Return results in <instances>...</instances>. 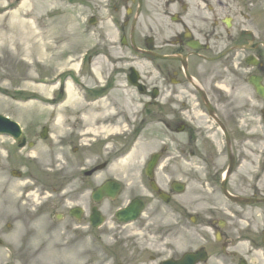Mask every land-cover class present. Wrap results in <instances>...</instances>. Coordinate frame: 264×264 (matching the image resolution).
Returning a JSON list of instances; mask_svg holds the SVG:
<instances>
[{
    "label": "flooded vegetation",
    "instance_id": "flooded-vegetation-1",
    "mask_svg": "<svg viewBox=\"0 0 264 264\" xmlns=\"http://www.w3.org/2000/svg\"><path fill=\"white\" fill-rule=\"evenodd\" d=\"M250 5L244 0H89L87 5L100 46L81 59V71L85 65L103 72L96 78L85 73L82 80L94 81L82 91L90 103L110 106L111 98L130 97L121 87H131L133 69L139 73L147 91L142 95L131 87L134 102L143 101V119L130 136L156 126L162 144L156 182L168 197L176 242L187 241L174 261L192 253L194 264H264V0ZM116 112L123 127L131 125L122 109ZM102 154L105 171L125 156L126 144ZM149 159L142 164L148 194L128 199L139 198L145 211L150 199L164 204L149 193ZM160 166L172 179L161 182ZM161 209L155 206L148 215ZM101 255L105 263L162 264L159 256L138 249L104 246Z\"/></svg>",
    "mask_w": 264,
    "mask_h": 264
},
{
    "label": "rangeland",
    "instance_id": "rangeland-1",
    "mask_svg": "<svg viewBox=\"0 0 264 264\" xmlns=\"http://www.w3.org/2000/svg\"><path fill=\"white\" fill-rule=\"evenodd\" d=\"M28 12L31 14L24 18ZM91 13L87 0H0V114L19 123L27 140L35 144L33 149L19 150L14 141L0 136V223L6 231L3 237L9 247L18 246L21 240L28 242L31 264H62V261L96 264L92 260L99 256L95 257L97 252L93 251L89 233H109L110 243L120 245L117 248L157 250L162 258L173 255L174 250L177 254L187 244L186 237L176 242L178 237L173 235L171 215L165 210L152 218L143 217L125 229L110 224L111 229L92 232L86 221L78 223L67 216L74 206L84 208L86 213L89 211L90 184L62 175L65 159L71 166L75 165V157L69 150H62V144L68 141L75 146L78 129H88L93 124L96 129L93 131L100 136L119 132L121 126L101 127V122L107 119L104 116L117 115L116 111L122 109L133 120L139 110L127 97L124 101L111 98L110 106L106 103L90 106L84 93L68 83L66 95L57 98L64 85L60 74L75 70L81 53L100 40L94 34L96 28H85ZM31 33L33 42L24 44L26 35ZM48 35L50 39L43 41ZM100 66L105 71L109 68L101 64V60ZM28 96H36L38 100L28 101ZM70 97L75 100L72 104ZM53 98L55 101L51 102ZM45 126L49 138L42 141L39 134ZM154 133L156 128L149 126L142 134L134 150L138 157L158 149ZM90 140L91 136L87 135L84 141ZM135 161L130 158L127 166L115 167L117 177L127 184L126 195L137 191L134 186L140 173L139 165H132ZM13 170L23 172L25 180L11 177ZM65 178L66 182L62 181ZM29 186L37 187L38 191L27 192ZM44 187L47 189L43 193ZM121 199L123 201L124 196ZM155 205L157 203H151ZM119 206L118 203L104 205L101 210L110 218ZM61 215L66 218L58 222L56 217ZM73 232L79 233L77 237ZM9 251L12 252L0 249V264L11 263Z\"/></svg>",
    "mask_w": 264,
    "mask_h": 264
},
{
    "label": "water",
    "instance_id": "water-1",
    "mask_svg": "<svg viewBox=\"0 0 264 264\" xmlns=\"http://www.w3.org/2000/svg\"><path fill=\"white\" fill-rule=\"evenodd\" d=\"M6 131L7 133H12L15 137H18V131L16 129V126L8 121L7 119H4L0 117V132ZM43 137L46 138V135L43 134ZM109 191L106 190H101V192L98 193L96 196V199L101 200L104 196H114L117 189L112 186L111 189H108ZM139 212V208H130L129 210H125L121 213L118 214V217H120L122 220H134L137 217V213ZM80 217V212L77 215V218ZM95 224L97 225L100 223V214L96 213L95 214Z\"/></svg>",
    "mask_w": 264,
    "mask_h": 264
},
{
    "label": "bare ground",
    "instance_id": "bare-ground-1",
    "mask_svg": "<svg viewBox=\"0 0 264 264\" xmlns=\"http://www.w3.org/2000/svg\"><path fill=\"white\" fill-rule=\"evenodd\" d=\"M22 9V8H21ZM19 11V10H18ZM18 11L16 12V14L18 13ZM31 14V12H28L27 14L25 13V16H24V18H27V16L28 15H30ZM33 34L31 33V34H29V35H26V37H25V39H24V44H29V42L30 43H32L33 42V40H34V35L32 36ZM31 36V37H30ZM43 37H45V36H43ZM50 39V36L48 35L45 39H43V41H47V40H49ZM72 100H74V97H70V103L72 104ZM75 101V100H74ZM142 157V155L141 156H137L136 155V153H135V151L131 154V156H130V158L131 159H133V160H136V161H138L140 158ZM130 158L126 161V162H122V167L124 166V164H125V166H127L128 164H129V162H130ZM129 161V162H128Z\"/></svg>",
    "mask_w": 264,
    "mask_h": 264
}]
</instances>
